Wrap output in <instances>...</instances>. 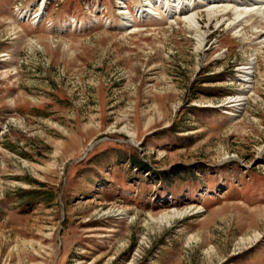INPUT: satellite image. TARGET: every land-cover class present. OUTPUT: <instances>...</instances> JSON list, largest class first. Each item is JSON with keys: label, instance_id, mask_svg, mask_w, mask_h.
Wrapping results in <instances>:
<instances>
[{"label": "rangeland", "instance_id": "374dc122", "mask_svg": "<svg viewBox=\"0 0 264 264\" xmlns=\"http://www.w3.org/2000/svg\"><path fill=\"white\" fill-rule=\"evenodd\" d=\"M234 10L0 0V264H264V15Z\"/></svg>", "mask_w": 264, "mask_h": 264}, {"label": "bare ground", "instance_id": "6f19581e", "mask_svg": "<svg viewBox=\"0 0 264 264\" xmlns=\"http://www.w3.org/2000/svg\"><path fill=\"white\" fill-rule=\"evenodd\" d=\"M232 2V4H234L237 7V10H234L233 13H236V17L239 18V16L242 15H246V17H251L252 15H257L258 13H262L264 15V0H230ZM229 6H225L221 12L222 15L223 14H227V12H231L230 10H228ZM214 8H219V7H213ZM209 13H211V9H209ZM216 11V10H215ZM221 14V13H219ZM254 22H257V20L255 19ZM262 24V28L264 29V21L261 22ZM260 32H264L262 31V29L260 30ZM187 211V209L183 210V211H179V210H172L170 212H164V213H159L160 214V218L162 219H171L174 218L177 215H182Z\"/></svg>", "mask_w": 264, "mask_h": 264}]
</instances>
